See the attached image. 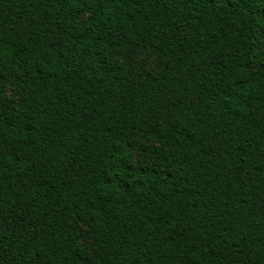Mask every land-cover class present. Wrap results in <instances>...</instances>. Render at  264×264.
I'll use <instances>...</instances> for the list:
<instances>
[{
  "label": "trees",
  "instance_id": "trees-1",
  "mask_svg": "<svg viewBox=\"0 0 264 264\" xmlns=\"http://www.w3.org/2000/svg\"><path fill=\"white\" fill-rule=\"evenodd\" d=\"M0 264H264V0H0Z\"/></svg>",
  "mask_w": 264,
  "mask_h": 264
}]
</instances>
